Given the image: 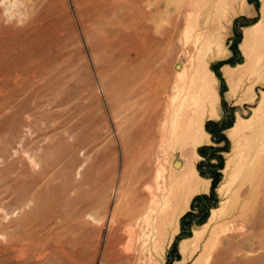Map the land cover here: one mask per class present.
Returning a JSON list of instances; mask_svg holds the SVG:
<instances>
[{"label": "rangeland", "instance_id": "374dc122", "mask_svg": "<svg viewBox=\"0 0 264 264\" xmlns=\"http://www.w3.org/2000/svg\"><path fill=\"white\" fill-rule=\"evenodd\" d=\"M111 1L0 0V264H264V0H207L219 43L196 78L186 0ZM174 83L199 102L194 148L173 143ZM175 162L208 183L156 252L148 180Z\"/></svg>", "mask_w": 264, "mask_h": 264}, {"label": "bare ground", "instance_id": "6f19581e", "mask_svg": "<svg viewBox=\"0 0 264 264\" xmlns=\"http://www.w3.org/2000/svg\"><path fill=\"white\" fill-rule=\"evenodd\" d=\"M4 1V0H3ZM90 1V0H89ZM100 0H97V2H99ZM119 1V0H118ZM117 1V2H118ZM123 1V0H122ZM125 1V0H124ZM53 2V1H52ZM87 2V1H86ZM110 2H113L110 0ZM116 2V0H115ZM130 2H132L130 0ZM129 2V3H130ZM135 0H133V4H134ZM5 3V2H4ZM114 3V2H113ZM122 2L119 1V5ZM125 4V2H123ZM128 3V0L126 1V5ZM131 3V5H133ZM207 3V0H186V6H187V11L185 13V23H184V28H183V32H184V36H183V41L185 43L188 42L189 38H192V43L195 46V51L196 53H198V57H196V61L193 62V71H194V77H200V74L196 71L199 70L200 67H204V64L201 62L204 60V56L207 54L208 56H214V48L218 45L219 40L218 37L215 35V28L212 26L213 23L218 21V15H216L215 12V8L216 6H214L212 4V2H210V5L207 7V14L205 16H201V14L203 13V11L201 10L202 6ZM115 4V3H114ZM113 4V5H114ZM123 4V5H124ZM137 4V2H136ZM134 4V5H136ZM112 7V4H110ZM122 5V4H121ZM120 5V7H121ZM130 6V4H128ZM94 6V5H93ZM137 6V5H136ZM107 7V6H106ZM116 7V5L114 6ZM139 7V6H137ZM131 8V6H130ZM129 8V9H130ZM141 7H139L138 9H140ZM127 9V8H126ZM125 9V10H126ZM133 9V8H132ZM131 9V10H132ZM136 9V8H135ZM90 11V10H89ZM112 11V9H111ZM141 11V9H140ZM32 12V11H31ZM88 12V11H87ZM95 13L100 14L102 13V7L100 5V2L98 3V7L97 9L94 10ZM113 12V13H112ZM111 12V14H114V10ZM120 12V10H119ZM118 12V13H119ZM132 12V11H131ZM130 12V13H131ZM143 12V11H142ZM141 12V13H142ZM148 13V12H147ZM150 13V12H149ZM148 13V14H149ZM206 13V12H205ZM81 14V13H80ZM151 14V13H150ZM57 15V14H56ZM130 14H128L127 16H129ZM145 16H147L146 14H144ZM27 16V15H26ZM86 16V15H85ZM88 16H90V12H88ZM97 16V15H96ZM95 16V17H96ZM105 16V15H103ZM121 16V15H120ZM144 16V18L146 19V17ZM150 17H148L149 19L151 18V15H149ZM99 17V16H98ZM107 17V16H105ZM110 17H113V15ZM109 17V19H110ZM28 18V16H27ZM36 18V17H34ZM97 18V17H96ZM143 18V19H144ZM117 19V18H116ZM135 19V18H134ZM132 19V20H134ZM137 19V18H136ZM121 20V19H119ZM131 21V23H136L138 24L136 21ZM139 20V18H138ZM148 20V19H146ZM141 21V19H140ZM140 21H138L140 23ZM41 22V21H40ZM120 22V21H119ZM118 22V24H120ZM23 23V22H22ZM53 23V21H52ZM25 24V23H24ZM46 24V26L48 25L47 23H44V25ZM124 24V23H123ZM132 26L135 28V25ZM201 24H205L207 25V27L209 28V30L206 31H201L200 25ZM53 24H51L50 27H52ZM122 25V24H120ZM38 27V25H36ZM96 26V25H95ZM198 27V28H197ZM13 28V27H12ZM55 28V26H54ZM85 29V28H84ZM102 29V28H101ZM92 30V29H91ZM127 30V28H126ZM35 31V30H34ZM102 31V30H100ZM98 31V32H100ZM37 32V31H36ZM40 32V31H39ZM108 32V31H107ZM60 33V32H59ZM101 33V32H100ZM99 33V34H100ZM103 33H106L103 32ZM38 34V33H37ZM107 34V33H106ZM120 34V33H119ZM133 39L136 40L138 48L132 49L135 50V55L134 57L131 59V61L135 62V59H138V63H133V65L131 64V66L129 68L131 69H135V67H137V65H142L144 67L147 68L148 65V61L150 59V56L152 55V50H150L152 43H156V40L153 38V36L150 33V30L147 28H143V29H138L136 28V31H133ZM103 35V34H102ZM113 35V34H112ZM117 35V34H116ZM38 37V36H37ZM48 37V36H47ZM115 38V37H114ZM34 39V38H33ZM107 39V38H106ZM104 39V40H106ZM113 39V38H112ZM36 40V39H35ZM31 41V39H30ZM44 41V40H43ZM42 41V42H43ZM47 41V40H46ZM57 37L55 36L54 32H52L50 34V38L48 40V45L52 46V45H56L57 46ZM107 41V40H106ZM24 42V41H22ZM35 42V41H33ZM110 42V41H109ZM29 43V42H28ZM45 43V41H44ZM43 43V44H44ZM39 44V43H38ZM62 44V43H61ZM26 45V44H25ZM54 45V46H55ZM122 45V44H121ZM120 45V46H121ZM44 46V45H43ZM21 47V46H20ZM23 47V46H22ZM21 47V49H22ZM25 47V46H24ZM26 48V47H25ZM29 48V47H27ZM218 48V46H217ZM35 49V48H34ZM17 50V49H16ZM37 50V48H36ZM39 50V48H38ZM36 55L39 56L41 51H38ZM141 52H137L140 51ZM216 52V51H215ZM96 53V52H95ZM94 53V54H95ZM35 54V53H34ZM42 54V53H41ZM192 54V53H191ZM190 54V55H191ZM15 55V54H14ZM33 55V54H32ZM54 52L52 53L53 56ZM56 55H59L56 53ZM189 55V56H190ZM19 55H17L18 57ZM31 56V55H30ZM192 56V55H191ZM7 58V57H6ZM10 58V57H9ZM8 58V59H9ZM14 58V57H12ZM95 58V57H94ZM106 58V57H105ZM104 58V59H105ZM102 59V58H101ZM103 59V60H104ZM13 60V59H12ZM19 60V59H18ZM22 60V59H21ZM124 60V59H123ZM8 61V60H7ZM11 61V58H10ZM112 61V60H111ZM58 62V61H57ZM97 62V61H96ZM9 63V62H8ZM10 64V63H9ZM8 64V65H9ZM13 64V63H12ZM120 65V64H119ZM191 65V63H190ZM39 66V65H38ZM10 67V66H8ZM7 67V70H8ZM11 68V67H10ZM36 68V72H38L39 67H34L32 69ZM128 69V67H126ZM52 69V68H51ZM54 69V67H53ZM6 70V71H7ZM56 70V69H55ZM126 70V69H125ZM162 70V69H161ZM46 71V70H45ZM127 71V70H126ZM15 72V71H14ZM54 72V71H53ZM7 73V72H6ZM10 73V72H9ZM211 73V72H210ZM17 74V73H16ZM61 74V73H60ZM6 75V74H5ZM9 75V74H8ZM13 75V74H12ZM20 75V74H19ZM36 75V74H35ZM59 75V74H58ZM16 77V76H15ZM18 78L20 76H17ZM57 77V76H56ZM194 77H191V81ZM46 78V77H45ZM44 78V79H45ZM164 79V78H163ZM35 80V79H34ZM32 80V81H34ZM37 80V79H36ZM41 81V80H40ZM127 81V78H126ZM164 81V80H163ZM23 82V81H22ZM21 82V83H22ZM20 83V84H21ZM18 86V85H17ZM20 86V85H19ZM34 86V85H33ZM32 87V86H31ZM30 87V88H31ZM24 88V87H23ZM22 88V89H23ZM37 88V87H36ZM173 88L176 91V93L173 95V97L177 96V101L174 103V110H173V118H172V127H171V132L174 135H179L178 136V142L174 141V144H180L181 145H187L189 143V145L194 148L195 147V143H199L200 141H198V137L199 135H196V131L197 129H199L201 127V121L199 122L198 120V127L195 128L194 124H195V120H184L185 116L189 115V113L194 116V113L197 109V105H198V99L195 96H190L189 100H185V94L186 91L184 90L182 92L183 89H185L183 84H173ZM21 90V88H19ZM26 89V88H25ZM24 89V90H25ZM7 90V89H6ZM13 90V88H12ZM19 90V91H20ZM35 90V89H33ZM15 91V90H14ZM18 91V90H16ZM18 91V93H20ZM22 92V91H21ZM36 92V91H35ZM38 92V91H37ZM197 92V91H196ZM26 93V92H25ZM37 94V93H36ZM12 95V93H11ZM15 94H13L14 96ZM25 95V94H23ZM34 95V93H33ZM2 97V96H1ZM5 97V96H3ZM15 97V96H14ZM22 97V96H20ZM26 97V96H25ZM11 98V97H10ZM13 99V98H12ZM19 99V98H18ZM21 99V98H20ZM16 100V99H15ZM1 101V100H0ZM5 102V101H4ZM9 102V101H8ZM2 103V102H1ZM3 104V103H2ZM20 104V102H19ZM18 105V103H17ZM211 108L213 109V104H210ZM195 110V111H194ZM212 112V111H210ZM13 119V118H12ZM11 119V121H12ZM182 120V123L179 124V122ZM17 121V120H16ZM13 122V121H12ZM17 124V123H16ZM197 125V124H195ZM178 129V132L176 133ZM184 132V135L186 134V141H183V139H180L181 135L180 133ZM202 137V136H201ZM189 138V139H188ZM180 139V141H179ZM264 142V141H263ZM259 144V143H258ZM180 164L178 162L173 163L170 168L168 169V172H166L165 167H158L155 172L152 175L151 180L149 179L148 182L150 184V182L152 183L151 185H146L147 189H149L151 195H150V204L148 206H146L145 208L147 210H149V212H147L144 217H143V221L146 223L147 226L154 228L153 237H150V239L152 240V245H153V249L154 251L158 252V251H162V244L166 238L167 233L169 232L170 228H173L176 226L175 222H176V218L177 216L183 211L184 207L187 206L188 200L190 199V197L198 192L199 190H201L202 188H204L205 186H207L208 180H202L201 178H199V176L196 173V170L193 168V165L191 164V166L189 167V169H186L184 171H172V169H176L175 167H178ZM166 173H165V172ZM200 180L204 181L201 182ZM153 187V190H152ZM222 188V186L220 187ZM219 188V189H220ZM235 199V197H232ZM233 203V199L231 200ZM153 206V207H152ZM141 208V206H140ZM139 208V209H140ZM153 211V212H152ZM153 213V214H152ZM215 210L212 209L211 214L214 215ZM174 229V228H173ZM157 238V240H156ZM216 238V237H215ZM217 239V238H216ZM214 241V240H213ZM213 241L209 242L208 245L204 246V249L207 247H213ZM216 242L214 244H218L219 242L217 240H215ZM203 249V250H204ZM208 256V254H206ZM207 256L205 259H207ZM209 258V257H208Z\"/></svg>", "mask_w": 264, "mask_h": 264}, {"label": "trees", "instance_id": "16d2710c", "mask_svg": "<svg viewBox=\"0 0 264 264\" xmlns=\"http://www.w3.org/2000/svg\"><path fill=\"white\" fill-rule=\"evenodd\" d=\"M213 183H214V181H213Z\"/></svg>", "mask_w": 264, "mask_h": 264}]
</instances>
